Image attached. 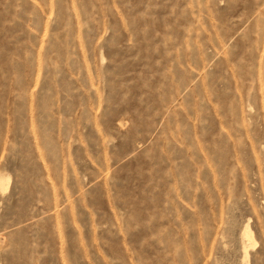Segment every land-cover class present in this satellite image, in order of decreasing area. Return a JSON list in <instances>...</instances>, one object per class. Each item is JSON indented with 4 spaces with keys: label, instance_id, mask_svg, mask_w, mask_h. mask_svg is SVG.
<instances>
[{
    "label": "rangeland",
    "instance_id": "1",
    "mask_svg": "<svg viewBox=\"0 0 264 264\" xmlns=\"http://www.w3.org/2000/svg\"><path fill=\"white\" fill-rule=\"evenodd\" d=\"M0 264H264V0H0Z\"/></svg>",
    "mask_w": 264,
    "mask_h": 264
}]
</instances>
